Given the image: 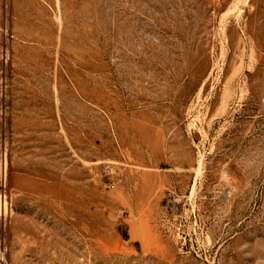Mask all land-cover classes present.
Masks as SVG:
<instances>
[{
    "label": "rangeland",
    "instance_id": "obj_1",
    "mask_svg": "<svg viewBox=\"0 0 264 264\" xmlns=\"http://www.w3.org/2000/svg\"><path fill=\"white\" fill-rule=\"evenodd\" d=\"M0 264H264V0H0Z\"/></svg>",
    "mask_w": 264,
    "mask_h": 264
}]
</instances>
